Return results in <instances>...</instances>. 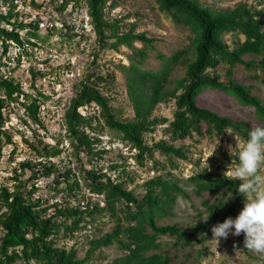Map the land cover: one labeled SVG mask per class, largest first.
Masks as SVG:
<instances>
[{
  "label": "trees",
  "instance_id": "trees-1",
  "mask_svg": "<svg viewBox=\"0 0 264 264\" xmlns=\"http://www.w3.org/2000/svg\"><path fill=\"white\" fill-rule=\"evenodd\" d=\"M5 1L7 10H0V38L4 54L11 44L19 47L22 54H28V46L34 44L31 38L43 40L39 34L40 22L43 20L39 18L28 22L25 20L28 13L17 10V0ZM156 1L161 12L171 17L174 23L186 26L191 33V42L186 48L176 50L171 56L159 54L164 61L159 70L143 68L148 58L145 48L152 45L155 38L148 37L146 32L136 31L135 22H125L128 15L113 19L107 17V8L116 7L119 0H85L86 13L93 25L98 47L117 51L120 46H126L131 50L127 57L130 63L119 64L118 67L126 77L128 96L135 111L132 119H118L109 102L110 97L103 93V89L116 80L114 69L107 70L104 74L84 73L82 79L75 84V95L71 97L64 114L66 134L79 162V170L85 173V186L92 194L102 196L104 205H101V201H92L81 194L82 185L76 172L72 174L70 169L59 172L51 186L58 193L61 178L66 179L67 193L61 199H54L45 206V198L33 197L38 190L34 180L56 174L58 169L52 158L62 153L57 145L51 146L38 134L40 129H47V126L41 115L44 95L35 82L39 76L45 77L48 71L31 69V87L36 91L33 94L24 89L20 80L1 73V66L6 63L0 57V151L6 143H14L12 134L4 128L11 112H15V108L9 107L11 104H21L24 110L19 117L24 125L32 128L33 135L37 137L35 141L24 138L37 160L20 161L13 169V184L0 186V227L3 230L0 239V264H17L19 261V264H85L96 250L114 245L121 253L110 264H201L202 249L196 250V256L192 252L173 256L171 249L179 251L194 247L195 242L202 243L205 240L204 233L209 231L210 225L233 218L243 209L245 198L238 192L239 181L205 170L190 177L195 182L196 191L199 194L209 191L212 195L219 196L225 190L231 194L232 202L218 200L215 203L205 200L203 203L209 213L193 230L172 223L159 224L157 219L168 213L179 194L188 196L175 182L171 172H167L169 177L158 174L147 180L145 193L138 195L133 189L126 187L128 177L120 180L101 168L84 169L80 153L101 157L103 152L96 150L100 139L87 131L89 129L94 132L102 125L94 126L96 116L84 115L79 111V108L92 103L99 107V116L105 125L118 131L120 138L137 150L135 156L142 165L145 164L147 154L150 158L153 157L154 148L167 155L188 158L183 146L177 147L165 140L152 146L146 143L144 133L153 132L158 123L167 121L166 118H151L159 103L170 99L175 101L174 118L166 128L173 140L190 137L193 133L202 134L203 125H206V133L209 135H222L227 129H232L248 139L251 129L249 123L221 115L198 104L197 97L206 88L222 90L234 96L240 104L255 107L259 116L264 119L262 101L252 93L250 87L238 82L233 76V68L238 64L243 65L246 70L264 68V7L257 8L247 1H240L233 8H214L204 5L201 0ZM52 2L55 1L50 0L47 4H54ZM30 3L34 7L43 5L38 0H30ZM70 4L73 10L79 6V0H61L56 9L64 12ZM63 28H66L64 32L67 36L77 34L75 23H69L66 19ZM22 30L27 31L25 38L21 36ZM71 30L73 34H69ZM49 31L60 32V29L53 25ZM225 33H240L245 39L231 48L223 38ZM139 41L143 43L142 48L136 46ZM248 54L261 55L262 59L259 62L255 58L246 60L244 57ZM20 57L21 53L16 55L17 60ZM222 64L228 68L226 81L222 80L217 70ZM179 65L183 66L185 73L174 79L173 71ZM14 69L11 71H15ZM262 82L264 83V79ZM117 167V164L111 165V169ZM28 170L31 175L23 179ZM123 174L126 172L123 171ZM71 175L75 176L72 182ZM30 182L31 188L27 189ZM73 198L77 204H71ZM104 211L110 212L115 225L111 231L90 239V247L84 257H79L74 245L67 249L57 244L62 231L72 236L75 231L87 228V224ZM88 216L90 219H86ZM207 217V222H204ZM196 230H199L201 237L194 241ZM165 236L173 237L174 242L160 240Z\"/></svg>",
  "mask_w": 264,
  "mask_h": 264
},
{
  "label": "rangeland",
  "instance_id": "rangeland-1",
  "mask_svg": "<svg viewBox=\"0 0 264 264\" xmlns=\"http://www.w3.org/2000/svg\"><path fill=\"white\" fill-rule=\"evenodd\" d=\"M17 1V10L28 13V17H25L26 21L29 22L39 18L43 20L42 23H45V26H40L39 32L43 40L31 38L34 44L28 46V54H22L20 48L15 44H11L6 54H4L0 38V57L1 61L6 63L1 66V73L20 80L26 91L36 94L34 88L31 87V69L48 71L45 77L39 76L35 82L36 87L44 95L42 97L44 103L41 115L47 126V129H40L38 134L40 137L43 136L44 140L51 146L57 145L62 149L60 155L52 158L57 165V173L49 178L41 177L39 180H34L38 190L33 197L42 196L45 198V206L52 203L54 199H61L67 193L65 189L66 179L61 178L62 182L58 193L51 186L54 177L59 172L63 173L70 169L72 174L76 172L82 185L81 194L92 201H101V205H104L102 196L92 194L85 186L83 181L85 173H81V170H79V162L74 156L70 139L66 134L64 114L70 104L71 97L75 95V84L82 79L84 73L104 74L107 70L114 69L117 75L116 80L108 84L106 89L102 88L103 93L110 97L109 102L118 119L123 121L132 119L135 111L128 96L126 77L118 67L119 64L128 65L130 63L127 57L131 54V50L126 46H120L117 51L108 47L102 49L98 47L93 25L86 13L85 0H79V6L73 10L72 4H70L71 6L64 12L56 9V5L61 0H54L55 2H52L54 4L50 5L47 4L50 0H38L43 2V5L39 7H34L30 0ZM201 1L204 5L214 8H233L240 1H247L257 8L264 7V0ZM71 3L74 4V2ZM7 8L6 1L0 0V10L5 12ZM125 15H128L125 22L136 23V31L146 32L148 37L155 38V42L145 48L148 52V58L143 64L145 69L159 70L164 64L163 59L159 57L161 54L171 56L173 52L186 48L191 42L190 30L184 25L174 23L171 17L161 12L156 0H119L116 7L107 8V17L110 19ZM65 19L69 23H75L77 34H73L72 30L69 34L73 35L67 36L65 34L66 28H63ZM51 23L58 27L60 32H50L49 29L53 27ZM26 32V30L21 31L23 38L27 36ZM223 38L232 48L243 41L245 36L240 33H225ZM136 46L142 48L143 43L136 42ZM19 53H21V57L20 60H17L16 55ZM93 53L96 54V57ZM244 58L246 60L255 58L259 62L262 56L248 54ZM94 59L95 62H92ZM12 68H15V71H11ZM227 69V65L223 64L217 68L224 81L227 79ZM233 72L235 79L250 87L252 93L258 96L264 104V83L262 82L264 68L246 70L243 65L238 64L233 68ZM184 73L185 70L182 65L176 66L172 78L181 77ZM197 101L200 106L210 108L221 115H228L246 121L249 123V128L254 125L264 127V119L259 116L255 107L240 104L234 96L228 95L222 90L206 88L199 94ZM9 107L11 109L15 108V112H11L4 128L6 127L12 134L14 143H6L0 151V186H11L13 184V169L20 161L24 159L37 160L32 148L24 141L26 137L30 141L37 140V137L33 135L32 128L24 125L23 120L19 117V115H22L24 108L20 103L11 104ZM175 109L174 99L157 104L151 118H166L167 121L158 123L153 132H145L144 139L150 146L160 140L173 143L177 147L183 146L188 156L187 159L167 155L160 149L154 148L153 157L150 158L147 154L144 159L145 164H140L135 156L137 150L131 148L127 141L122 140L118 131L105 125L103 119L99 116V107L95 103L87 107H81L79 111L84 115L96 116L93 122L94 126L102 125L94 132H90L89 129L87 131L100 139L96 144V150L103 152L101 157L88 156L85 153H80V157L84 162V169L101 168L108 171L112 177L120 180L128 177L129 179L125 183L126 187L133 189L138 195L145 193V182L147 180L158 174L169 177L167 172H171L175 182L188 193V196L179 194L169 207L168 213L158 218L157 221L159 224L172 223L193 230L201 219L209 213L203 203L205 200L209 199L210 202L215 203L218 200L222 202L228 200L231 203L232 196L225 190H222L219 196L212 195L209 191L199 194L196 191L195 182L191 181L190 177L205 170L214 174H224L229 166L236 167L239 163L238 152L247 139L232 129H227L222 135H209L206 133V125H203L202 134L193 133L190 137L173 140L166 128L174 118ZM235 137L238 138L237 142ZM229 146H231V150ZM209 155L211 156L208 157ZM113 164L118 165L117 169H111ZM173 166L176 168H173ZM123 171L126 172L125 175ZM261 174L264 175V169L261 170ZM30 175L31 171L28 170L23 179L28 178ZM74 178L75 176L71 175L70 182ZM30 185L31 182L27 189L31 188ZM71 204H77V201L73 198ZM223 209H226V207ZM241 210L238 211L237 215ZM86 219H90L89 216ZM81 224H84V222ZM114 225L115 220L110 212L104 211L98 214L94 221L88 223L87 228L75 231L72 236L62 231L57 238V244L67 249L74 245L78 250L79 257L82 258L90 247V239L111 231ZM213 226L210 225L209 231L204 233L205 240L202 243L195 242L194 247L183 248L179 251L171 249L172 255L192 252L193 256H196V250L202 249L201 264H264V254L254 253L245 248L243 233L240 236H234L230 232L228 238L226 240L221 239L217 245L216 241L212 240L211 228ZM2 235L3 230L0 227V239ZM200 237L199 230H196V236H193V240L196 241ZM160 240L169 243L174 242V238L169 236L162 237ZM120 253L121 251L116 245L102 247L96 250L92 258L85 264H110ZM16 263L19 264L20 261Z\"/></svg>",
  "mask_w": 264,
  "mask_h": 264
},
{
  "label": "clouds",
  "instance_id": "clouds-1",
  "mask_svg": "<svg viewBox=\"0 0 264 264\" xmlns=\"http://www.w3.org/2000/svg\"><path fill=\"white\" fill-rule=\"evenodd\" d=\"M235 140L237 142L238 138ZM238 161V165L234 168L229 166L224 175L239 181L237 188L245 198L244 206L235 219L226 218L211 228L212 240L218 245L221 239L228 238L230 232L234 236L243 233L245 248L264 254V175L261 174L264 169V127H251L248 139L238 152ZM207 220L208 217L204 222Z\"/></svg>",
  "mask_w": 264,
  "mask_h": 264
},
{
  "label": "built area",
  "instance_id": "built-area-1",
  "mask_svg": "<svg viewBox=\"0 0 264 264\" xmlns=\"http://www.w3.org/2000/svg\"><path fill=\"white\" fill-rule=\"evenodd\" d=\"M41 25H42V26H44V25H45V23H41Z\"/></svg>",
  "mask_w": 264,
  "mask_h": 264
},
{
  "label": "bare ground",
  "instance_id": "bare-ground-1",
  "mask_svg": "<svg viewBox=\"0 0 264 264\" xmlns=\"http://www.w3.org/2000/svg\"><path fill=\"white\" fill-rule=\"evenodd\" d=\"M199 184V183H198Z\"/></svg>",
  "mask_w": 264,
  "mask_h": 264
}]
</instances>
